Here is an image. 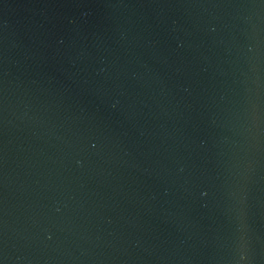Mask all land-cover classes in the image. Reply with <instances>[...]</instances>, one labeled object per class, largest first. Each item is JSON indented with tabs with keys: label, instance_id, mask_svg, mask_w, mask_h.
Returning <instances> with one entry per match:
<instances>
[{
	"label": "water",
	"instance_id": "obj_1",
	"mask_svg": "<svg viewBox=\"0 0 264 264\" xmlns=\"http://www.w3.org/2000/svg\"><path fill=\"white\" fill-rule=\"evenodd\" d=\"M0 264H264V0H0Z\"/></svg>",
	"mask_w": 264,
	"mask_h": 264
}]
</instances>
